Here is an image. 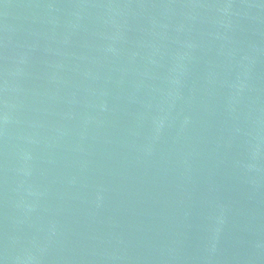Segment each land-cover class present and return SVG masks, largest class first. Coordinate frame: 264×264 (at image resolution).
<instances>
[{
	"label": "water",
	"instance_id": "water-1",
	"mask_svg": "<svg viewBox=\"0 0 264 264\" xmlns=\"http://www.w3.org/2000/svg\"><path fill=\"white\" fill-rule=\"evenodd\" d=\"M0 264H264V0H0Z\"/></svg>",
	"mask_w": 264,
	"mask_h": 264
}]
</instances>
